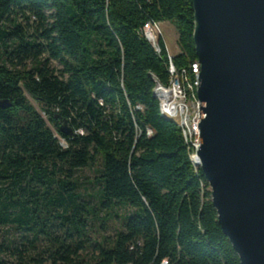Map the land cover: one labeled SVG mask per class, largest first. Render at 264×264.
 I'll return each mask as SVG.
<instances>
[{"label": "trees", "instance_id": "1", "mask_svg": "<svg viewBox=\"0 0 264 264\" xmlns=\"http://www.w3.org/2000/svg\"><path fill=\"white\" fill-rule=\"evenodd\" d=\"M193 15L191 0H0V264H240L153 93L169 85L170 57L143 28L175 27L172 64L192 79ZM98 159V206L130 213L96 242L88 218L101 209L76 175Z\"/></svg>", "mask_w": 264, "mask_h": 264}, {"label": "water", "instance_id": "2", "mask_svg": "<svg viewBox=\"0 0 264 264\" xmlns=\"http://www.w3.org/2000/svg\"><path fill=\"white\" fill-rule=\"evenodd\" d=\"M191 1L201 113L193 165L240 264H264V0ZM58 131L73 134L65 123Z\"/></svg>", "mask_w": 264, "mask_h": 264}, {"label": "rangeland", "instance_id": "3", "mask_svg": "<svg viewBox=\"0 0 264 264\" xmlns=\"http://www.w3.org/2000/svg\"><path fill=\"white\" fill-rule=\"evenodd\" d=\"M161 38L163 39L167 52L173 57L178 54L177 47V31L175 27L169 22H163L159 24V29H157ZM152 35L154 33L152 31ZM153 44V42H152ZM56 67V64H53ZM27 101L34 108V110L45 120L47 127L50 129L52 134L57 138L63 148H66L65 142L59 138L57 130L52 123L48 121L39 105L29 96H27ZM62 125V124H61ZM60 125V126H61ZM59 126V127H60ZM100 169V159L94 168L84 169L77 173L76 177L78 178L79 184V194L82 196L84 201H87L90 206L94 207L96 212L101 209L98 206V200L100 199V185L97 182L98 171ZM130 213L129 209H114L110 211H104L101 209V212L97 217L92 215L88 218L90 235L93 241H101L103 238L112 239L116 232L122 231L123 217ZM103 222H102V221Z\"/></svg>", "mask_w": 264, "mask_h": 264}, {"label": "bare ground", "instance_id": "4", "mask_svg": "<svg viewBox=\"0 0 264 264\" xmlns=\"http://www.w3.org/2000/svg\"><path fill=\"white\" fill-rule=\"evenodd\" d=\"M199 70L200 65L197 61H195L190 66L192 79H188L186 77L185 70L180 73H177L176 71L177 84L181 90H174V97H181L182 92L183 98L185 99L187 118H194V114L200 113V102L197 97V89L199 87ZM153 93L159 102V111L161 116L174 121L181 130L186 148L190 152V160L193 164V162L197 160V151L199 150V143L197 142H201V134L196 133L198 121H191V123L187 126L186 122H183L179 120L177 116H174L173 103H168V101L173 100V92L159 90V83L157 81H155ZM194 136H196V141H194Z\"/></svg>", "mask_w": 264, "mask_h": 264}, {"label": "built area", "instance_id": "5", "mask_svg": "<svg viewBox=\"0 0 264 264\" xmlns=\"http://www.w3.org/2000/svg\"><path fill=\"white\" fill-rule=\"evenodd\" d=\"M152 29H159V24L154 22H150L146 24L142 30V34L146 38V40L153 41L154 47H156V49L159 50L160 53V49L158 47L157 41H154V36H152ZM168 73L170 75L169 85L167 87H164L161 84H159V90H164L165 92H173V100L168 101V103H173L174 116H177L179 120L186 122L187 126L188 124L191 123V121H198V128L196 133H200L199 124H200L201 113L194 114V118H187L185 99L183 98L182 92H181V97H174V90H181V89H179V85L177 84L176 69L172 64L171 55H170V61H168ZM199 74H200V70H199ZM194 141H196V136H194ZM197 143H199V148H200L201 142H197Z\"/></svg>", "mask_w": 264, "mask_h": 264}]
</instances>
